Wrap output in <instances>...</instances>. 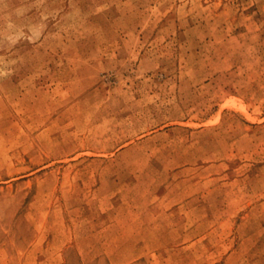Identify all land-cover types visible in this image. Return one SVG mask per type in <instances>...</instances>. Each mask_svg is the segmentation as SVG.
Listing matches in <instances>:
<instances>
[{
    "label": "rangeland",
    "instance_id": "374dc122",
    "mask_svg": "<svg viewBox=\"0 0 264 264\" xmlns=\"http://www.w3.org/2000/svg\"><path fill=\"white\" fill-rule=\"evenodd\" d=\"M0 264H264V0H0Z\"/></svg>",
    "mask_w": 264,
    "mask_h": 264
}]
</instances>
